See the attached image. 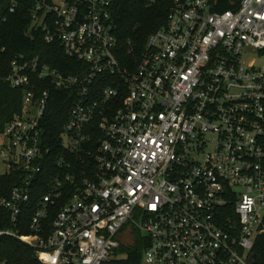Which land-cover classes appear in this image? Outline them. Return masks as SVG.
<instances>
[{
    "label": "built area",
    "instance_id": "2783aa9c",
    "mask_svg": "<svg viewBox=\"0 0 264 264\" xmlns=\"http://www.w3.org/2000/svg\"><path fill=\"white\" fill-rule=\"evenodd\" d=\"M118 1L35 0L46 41L80 65L11 64L23 108L0 131V239L41 264H108L132 225L149 239L145 264H252L264 233V0H167L136 55L119 41ZM53 87L76 95L54 148Z\"/></svg>",
    "mask_w": 264,
    "mask_h": 264
},
{
    "label": "trees",
    "instance_id": "16d2710c",
    "mask_svg": "<svg viewBox=\"0 0 264 264\" xmlns=\"http://www.w3.org/2000/svg\"><path fill=\"white\" fill-rule=\"evenodd\" d=\"M34 5L35 0H22L16 11L11 12L12 0H0V131L16 114L21 113L23 108V91L12 88L5 81L14 60L39 57L63 73L79 71L77 67L80 63L66 55L58 40L48 43L46 32L33 22ZM167 12V0H157L153 5H149V0H119L115 5L114 15L123 49L127 53L133 49L134 55L142 51L150 34L165 24ZM75 98L76 95L71 89H51L44 126L48 144L52 148L58 146L57 142L68 122ZM6 181L11 187L14 184L13 178ZM1 216L0 229H3L8 227V224L3 223ZM127 228L126 226L124 231ZM131 231L134 241L127 244L121 241V245L116 249L117 253H122L124 257L111 259L108 264H145L144 257L149 239L135 227H132ZM21 233H30V229H22ZM252 254L257 255L256 264H264V233L257 237ZM1 262L41 264L33 248L18 239L6 237L0 239Z\"/></svg>",
    "mask_w": 264,
    "mask_h": 264
},
{
    "label": "rangeland",
    "instance_id": "374dc122",
    "mask_svg": "<svg viewBox=\"0 0 264 264\" xmlns=\"http://www.w3.org/2000/svg\"><path fill=\"white\" fill-rule=\"evenodd\" d=\"M0 170L1 171L4 170L3 165H0ZM131 228H132V225H128V228L125 231L121 232L120 235H119V240L122 241L125 244L134 241V238L132 237ZM121 257H124V255H122V253H120V252L117 253V250H116L115 253L112 256V259L121 258Z\"/></svg>",
    "mask_w": 264,
    "mask_h": 264
},
{
    "label": "water",
    "instance_id": "95a60500",
    "mask_svg": "<svg viewBox=\"0 0 264 264\" xmlns=\"http://www.w3.org/2000/svg\"><path fill=\"white\" fill-rule=\"evenodd\" d=\"M251 263L252 264H256L257 263V255L256 254H253L252 257H251Z\"/></svg>",
    "mask_w": 264,
    "mask_h": 264
}]
</instances>
